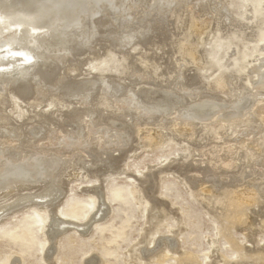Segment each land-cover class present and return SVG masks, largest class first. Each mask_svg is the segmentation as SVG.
<instances>
[{
    "label": "rangeland",
    "instance_id": "1",
    "mask_svg": "<svg viewBox=\"0 0 264 264\" xmlns=\"http://www.w3.org/2000/svg\"><path fill=\"white\" fill-rule=\"evenodd\" d=\"M125 3L126 14L119 13L116 7L92 8L83 25L94 30L93 40L77 39L66 46V51L52 50L50 55L47 51H40L42 55L39 52L38 70L53 69V74L44 80L48 86L44 101H39L34 92L41 82L39 74L27 92L20 89L23 79L10 83L13 96L9 97L16 104L6 110L10 125H0V141L12 144L0 146L5 147L0 150V159L12 163L16 158L20 163L28 157L27 161L50 157L49 160L60 158L62 165L55 172L56 181L49 177L44 181L45 177H41L18 186L13 193L0 192V209H6L0 210V264H264V118L256 115L264 109V95H254L257 84H264V0H126ZM129 33H134L135 38L128 46H121L122 38L116 37ZM92 63L96 69H92ZM121 63L126 69L123 72L118 68ZM255 67L261 70L259 76L251 73ZM146 70H152L154 75H145ZM165 76L175 79L165 80ZM221 78L229 80L231 92L216 88ZM87 81L92 82L88 86H94L89 98L80 93L79 97L64 100L65 106L46 107L50 98L58 99L55 95L61 94L67 85L77 88ZM109 95V103L100 101L101 96ZM27 101L33 106H27ZM166 101L171 103L169 113L147 108ZM208 101L219 104V115L246 101L252 104L242 110L245 113L239 117L242 125L231 128V122L228 125L222 121L224 124L219 125L226 130L218 125V130L208 131L203 126L210 121V126L213 125L212 120H196L195 124L185 121L195 126L191 133L183 132L186 123L180 122L182 115L193 105ZM140 107L147 108V112ZM88 109L90 116L85 114ZM48 112H53L51 117ZM38 114L42 117L37 118ZM10 127L21 129L17 140L10 138ZM70 138L85 144L73 147L76 141ZM47 144L52 147L49 149ZM252 145H257V152ZM228 149L236 150L233 154L236 160L232 155L233 161H226L230 165L225 167L221 159L225 160ZM252 152H256V162L249 161ZM53 187L61 190L59 197L41 204L38 197ZM138 192L141 197H137ZM224 193L248 198L241 201L240 207L227 209ZM14 195L19 197L11 199L12 203L4 202ZM99 200L106 210L90 229L88 224L98 212ZM19 202L24 204L20 206ZM217 202L219 209L223 207L220 211ZM46 210L57 211L59 220L72 225L55 238H46L49 223L43 215Z\"/></svg>",
    "mask_w": 264,
    "mask_h": 264
},
{
    "label": "bare ground",
    "instance_id": "2",
    "mask_svg": "<svg viewBox=\"0 0 264 264\" xmlns=\"http://www.w3.org/2000/svg\"><path fill=\"white\" fill-rule=\"evenodd\" d=\"M163 1V0H162ZM174 1V0H173ZM126 0H0V85H1V88H0V125L1 124H4L5 125V127L8 125V123H9V119H8V116H7V112H6V110L7 109H9L10 107H12V106H15V101L13 102L11 99H14V98H11V97H9V95L10 96H13L12 94V89L9 87L10 86V83L11 82H13V81H16V83L18 82L19 83V81L21 80V79H23L24 81L23 82H20L22 85H21V87H20V89H23V91H26L27 92V90L26 89H31V82L33 81V78L35 77V76H38V74H39V76H40V78H41V82H40V84L38 85V87L37 88H34V92H35V94H36V97H38V98H40V100L39 101H44V99H45V97L47 96V87L48 86H46L45 85V82H44V80H46V78H48L49 77V74H53V69L51 70V68L49 69L50 71H48V69H46L45 71H40V70H38V68H37V63H38V58H40L38 55H40L41 54V52L42 51H47L48 52V54H49V52H51L52 50H55V52L57 51V50H61V49H66V46L67 45H69V43H72V42H74L75 40H77V39H90L91 37H93L94 35V30L93 29H88L87 27L85 28V26L83 25L84 23H83V21L86 19L87 20V18H88V15L89 14H91V12H93V7H96V6H100V7H106L107 8V6L108 7H116L117 9H118V11H119V13H122V14H126V7H127V5H126ZM158 2V1H157ZM165 2V1H164ZM167 2V1H166ZM169 2H170V0H169ZM156 3V2H155ZM159 3V2H158ZM161 3V2H160ZM159 3V4H160ZM158 4V5H159ZM166 4H168V2L166 3ZM156 5H157V3H156ZM169 5V4H168ZM126 6V7H125ZM132 7V6H131ZM151 7V6H150ZM116 8H114V9H116ZM130 8V6L128 7V9ZM133 8V7H132ZM131 8V9H132ZM107 9H109V8H107ZM113 9V8H112ZM113 9V10H114ZM127 9V10H128ZM104 11V10H103ZM112 10H109V12H111ZM99 12V11H98ZM106 12V11H105ZM128 13H130V11L128 12ZM103 14V13H102ZM101 14V15H102ZM105 14V13H104ZM110 14V13H109ZM131 14V13H130ZM93 15V14H92ZM91 15V16H92ZM112 15V14H111ZM115 15V14H114ZM122 16H124V15H122ZM126 16V15H125ZM118 17H120V16H118ZM118 17H116V18H118ZM216 17H218V16H216ZM115 18V17H114ZM123 18V17H122ZM133 18V17H132ZM219 18V17H218ZM89 19V18H88ZM94 19V18H93ZM126 19V18H125ZM130 19V18H129ZM126 20H128V19H126ZM125 20V21H126ZM132 20L133 19H131V22H132ZM88 21V20H87ZM91 21H92V19H91ZM125 21H122V22H125ZM134 22V21H133ZM185 22V21H184ZM93 23V22H92ZM102 23V22H101ZM133 24H135V23H133ZM90 25V24H89ZM92 25V24H91ZM100 25H102V24H100ZM116 25H117V23H116ZM93 26H95V25H93ZM90 27V26H89ZM128 27H129V24H128ZM118 28V27H117ZM126 28V27H125ZM94 29H95V27H94ZM131 29V28H130ZM132 29H133V27H132ZM137 30V29H136ZM115 31V30H114ZM122 31V30H121ZM120 31V32H121ZM125 31H126V29H125ZM125 31H124V33H125ZM116 32V31H115ZM119 32V31H118ZM127 33V32H126ZM117 34V33H116ZM120 34V33H119ZM140 34H142V33H140ZM93 35V36H92ZM114 35V34H113ZM134 35V33L133 34H130L129 33V35H121V36H123V37H116L117 39H121L122 38V41H121V43L122 44H120L121 46L123 45V46H128L130 43H131V40H132V38L135 36H133ZM116 36V35H115ZM111 38H112V36H111ZM115 38V37H114ZM135 38V37H134ZM92 39V38H91ZM93 40V39H92ZM113 40V39H112ZM84 42V41H83ZM82 42V43H83ZM91 44H92V42H90ZM89 43V41H88V44H90ZM84 45V44H83ZM53 46V47H52ZM82 46V45H81ZM87 46H89V45H87ZM73 47V46H72ZM86 47V46H85ZM80 48V47H79ZM93 49V48H92ZM94 50V49H93ZM41 51V52H40ZM66 51V50H65ZM39 52H40V54H39ZM54 52V51H53ZM60 52V51H59ZM123 52V51H122ZM46 53V52H45ZM47 54V53H46ZM53 54V53H52ZM61 54V53H60ZM67 54V53H66ZM98 54V53H97ZM120 54V53H119ZM42 55V54H41ZM43 55H45V54H43ZM50 55V54H49ZM65 55V54H64ZM70 55V54H69ZM135 55V54H134ZM123 56H124V54H123ZM60 57V56H59ZM66 57V56H65ZM71 57V56H70ZM69 57V58H70ZM139 57H140V55H139ZM141 58V57H140ZM145 58V57H144ZM49 59V58H48ZM55 59H57V58H55ZM59 59V58H58ZM63 60V59H62ZM144 60V59H143ZM48 61V60H47ZM58 61V60H57ZM56 61V62H57ZM64 61V60H63ZM40 62V61H39ZM51 62V61H50ZM61 62V61H60ZM59 62V63H60ZM128 62V61H127ZM142 62V61H141ZM144 63V62H143ZM143 63H142V65H143ZM45 64V63H44ZM61 64H62V62H61ZM61 64H60V66H61ZM132 64V63H131ZM185 64H186V62H185ZM184 64V65H185ZM59 65V64H58ZM90 65H92V69H96V67L93 65V63L92 64H90ZM123 65V66H122ZM141 65V66H142ZM151 65V64H150ZM187 65V64H186ZM44 66V65H43ZM120 67H118V68H121L120 69V72H123L122 70H126V69H124L125 68V65L124 64H122L121 63V65H119ZM122 66V67H121ZM127 66V65H126ZM172 66V65H171ZM182 66V65H181ZM183 67V66H182ZM70 68V67H69ZM79 68V67H78ZM78 68L76 69L77 71H78ZM157 68V67H156ZM37 69V70H36ZM178 69H179V66H178ZM173 70V69H172ZM175 70V69H174ZM182 70V69H181ZM188 70V69H187ZM154 71V70H153ZM176 71V70H175ZM179 72H180V70H178ZM185 71V70H184ZM42 72V73H41ZM76 72V71H75ZM173 72V74L174 73H176V72H174V71H172ZM169 72H167V74H168ZM251 73H253V75H256V76H259L260 74H261V70H260V68H253L252 69V72ZM145 75H147V76H149V77H152V75H154L153 74V72H152V70L150 71V70H146L145 71V73H144ZM179 74V73H178ZM183 74V73H182ZM182 74L180 75V76H182ZM76 75V74H75ZM132 75V74H131ZM169 75V74H168ZM48 76V77H47ZM174 76H175V74H174ZM184 76V75H183ZM166 77V79L165 80H167V79H169V80H172L173 79V77H170V78H167V76H165ZM169 77V76H168ZM179 77V76H178ZM226 77V76H225ZM161 78V77H160ZM183 78V77H182ZM181 78V79H182ZM228 78V77H227ZM39 79V78H38ZM94 79V78H93ZM164 79V78H163ZM175 79V78H174ZM173 79V80H174ZM229 79V78H228ZM226 80V78H224V79H220V80H218V82H217V89L219 90V91H229V92H231V88H230V82H229V80ZM96 80V79H95ZM178 80H180V78L178 79ZM231 81V80H230ZM65 82V81H64ZM104 82V81H103ZM177 82V81H176ZM180 82V81H179ZM250 82H251V80H250ZM254 82V81H253ZM16 83L14 84V85H16ZM26 83V84H25ZM33 83V82H32ZM48 83V82H47ZM90 83H92V82H90ZM90 83H88V81L87 82H85V83H82L81 85H79V86H77V88L76 87H68V85L63 89V91H62V93L61 94H59V95H55V98H58V99H51L50 98V100L47 102V104H46V107H57V108H60V107H62V106H65L67 103L66 102H63L64 100H67L68 99V97H75V96H77L78 94H82L83 96H85V97H87V98H89V95L91 94L90 92H92V91H90V90H92V87H94V86H92V87H90V86H88L87 84H90ZM93 83H94V81H93ZM102 83V82H101ZM112 83V82H111ZM165 83H166V81H165ZM255 83V82H254ZM95 84V83H94ZM98 84H100V81H99V83ZM110 84V83H109ZM231 84H232V82H231ZM253 84V83H252ZM34 85H36V84H34ZM55 85V84H54ZM62 85H63V83H62ZM93 85V84H92ZM101 85V84H100ZM254 86V85H253ZM35 87V86H34ZM59 87H61V86H59ZM233 87V86H232ZM122 88V87H121ZM57 90H58V88H56ZM114 89V88H113ZM112 89V90H113ZM60 90V89H59ZM119 90H121L120 89V87H119ZM119 90H117V92L119 91ZM123 90V89H122ZM146 90V89H145ZM29 91V90H28ZM52 91V90H51ZM232 91H233V88H232ZM50 93V92H49ZM55 93H56V91H55ZM58 93V92H57ZM110 92H108V94H109ZM114 93V92H113ZM120 93V92H119ZM141 93V92H140ZM190 93V92H189ZM232 93H234V92H232ZM251 93V92H250ZM94 94V93H93ZM108 94H106V95H108ZM243 94V93H242ZM92 95V94H91ZM146 95H148V94H146ZM191 95V94H190ZM244 95H247V94H244ZM248 95H249V93H248ZM248 95H247V97H248ZM256 97H260V96H263L264 95V84L263 83H260V84H257V87H256V93L254 94ZM82 96V97H83ZM110 96L111 95H109L107 98H102L103 96H99L100 97V101H103L104 102V104H107V103H109V98H110ZM249 96H251V95H249ZM255 96H253V97H255ZM77 97H79V96H77ZM84 97V98H85ZM114 97V96H113ZM16 98V97H15ZM87 98H86V100H87ZM144 98H145V95H144ZM235 98H237V97H235ZM234 98V99H235ZM127 99V98H126ZM146 99H148V98H146ZM152 99V98H151ZM150 99V100H151ZM30 100V99H29ZM28 100V101H29ZM84 100V99H83ZM86 100H84L85 101V104H86ZM129 100V99H128ZM131 100V99H130ZM145 100V99H144ZM163 100V99H162ZM248 100H249V98H248ZM26 101V100H25ZM25 102V104L27 105V106H30V107H32L33 106V103H30V102ZM79 101H81V102H83L82 100H79ZM123 101V100H122ZM121 101V102H122ZM133 101V100H132ZM137 101V100H136ZM216 101V100H215ZM240 101H241V99H240ZM46 102V101H45ZM81 102L79 103L80 105H81ZM88 102H89V100H88ZM87 102V103H88ZM125 102H127V101H125ZM129 102V101H128ZM141 102H143V101H141ZM154 102V101H153ZM208 102H210V101H208ZM204 103V104H198V105H193L194 107L193 108H191L190 107V109H188V111H186L183 115H182V120H180V122L181 121H183V122H185V121H187V122H189L190 121V123H193L194 121H196L197 120V122H199V120H212L213 121V125H211L210 126V123H211V121H210V123L207 125H204L203 126V128H207V130L209 129V128H214V130L216 131V130H218V129H216V126L218 127V125H219V122H222V121H227V122H225V123H227L228 124V122H231V125H230V127L232 126L233 128H234V126H238L239 124H241L242 125V123H243V120L240 118L239 119V117H241V116H243V115H245V113L244 114H242V110L243 109H248L249 108V106H250V104H252V102L250 103V102H247L246 101V103H243L242 105H240V106H234L233 108H232V110H230L228 113H226L225 115L223 114V115H219V112H220V108L218 107L219 106V104H218V106L217 105H215L214 103ZM214 102V101H213ZM234 101H232V103H233ZM238 102V101H237ZM256 102V101H255ZM137 103V102H136ZM147 103V102H146ZM145 103V104H146ZM150 103V102H149ZM193 103V102H192ZM192 103H190V104H192ZM197 103V102H196ZM199 103H200V101H199ZM201 103H202V101H201ZM217 103V102H216ZM250 103V104H249ZM123 104H124V102H123ZM126 104H128V103H126ZM139 104V103H138ZM151 104H153L152 102H151ZM35 105V104H34ZM87 105H89V103L87 104ZM132 106L134 105V103H132L131 104ZM131 105L129 106H127V108L128 107H131ZM137 105V104H136ZM142 105V104H141ZM144 105V104H143ZM142 105V106H143ZM185 105H186V103H185ZM184 105V106H185ZM237 105H239V104H237ZM19 106V105H18ZM35 106H39V105H35ZM34 106V107H35ZM82 106V105H81ZM118 106V105H117ZM150 106H152V107H150ZM183 106V105H182ZM181 105H180V107H182ZM187 106H188V104H187ZM225 106V105H224ZM233 105H231V107H232ZM20 107V106H19ZM25 107V106H24ZM124 107V106H123ZM137 107H138V105H137ZM145 107V106H144ZM144 107H140L141 108V110H142V112H143V110H147V108H151L152 110H154L155 112H168L169 113V111H170V107H171V103H170V101L168 102V101H166V102H158V103H155V104H153V105H149V107H147V108H144ZM228 107V106H227ZM126 108V109H127ZM175 108V107H174ZM188 108V107H187ZM221 108H222V106H221ZM124 109V108H123ZM130 109V108H129ZM176 109V108H175ZM174 109V110H175ZM182 108H180V110H181ZM184 109V108H183ZM228 109H230V107L228 108ZM128 110V109H127ZM132 110V109H131ZM130 110V111H131ZM133 110H134V107H133ZM145 110V112H147ZM185 110V109H184ZM183 110V111H184ZM48 111H50V110H48ZM183 111H182V113H183ZM136 112H137V110H136ZM140 112V111H139ZM142 112L141 113H139V115L141 114L142 115ZM155 112H154V114H155ZM255 112V111H254ZM161 113V114H162ZM177 113V112H176ZM181 113V114H182ZM223 113V112H222ZM250 113V112H249ZM51 114H53V112H48L47 113V115H49L50 117H51ZM85 114H89V116H90V114H92L91 113V110H89L88 109V111L85 113ZM149 114H150V112H149ZM149 114L147 113V115L149 116ZM221 114V113H220ZM256 114V113H255ZM140 115V116H141ZM151 115V114H150ZM251 115V114H250ZM257 116H259V118L260 117H263L264 118V109H261L260 111H259V113H257L256 114ZM256 115H253V116H256ZM45 116V115H44ZM92 116V115H91ZM166 116V115H165ZM252 116V117H253ZM37 118H41L42 117V114H38L37 116H36ZM35 117V118H36ZM86 117H88V116H86ZM85 117V118H86ZM251 117V116H250ZM251 117V118H252ZM53 118V117H52ZM84 118V119H85ZM256 118V117H255ZM252 119H254V118H252ZM53 120V119H52ZM86 120H88V118L86 119ZM256 120H258V119H256ZM260 120V119H259ZM51 121V120H50ZM85 121V120H84ZM193 121V122H192ZM96 122V121H95ZM201 122V121H200ZM207 122V121H206ZM11 123V122H10ZM186 123V122H185ZM190 123H186L185 124V126H184V129H183V127L181 128V130L183 129V132H187V133H191V131H192V128H193V125L195 124V122H194V124L192 125V124H190ZM223 124H224V122H222ZM7 124V125H6ZM222 124V125H223ZM10 125V124H9ZM8 125V126H9ZM22 125V124H21ZM229 125V124H228ZM92 126V125H91ZM195 126V125H194ZM213 126V127H212ZM220 126V125H219ZM223 126H225V125H223ZM227 126V125H226ZM4 127V128H5ZM12 127H14V126H12ZM12 127H10L11 129H12ZM97 127V126H96ZM177 127V126H176ZM179 127V126H178ZM188 127V128H187ZM231 127V128H232ZM2 128V127H1ZM9 128V129H10ZM22 128V127H21ZM54 128V127H53ZM92 128V127H91ZM220 128L222 129V130H226L225 128L223 129V127H221L220 126ZM6 130H7V128H5ZM4 129V130H5ZM11 129H10V131H11ZM42 129V128H41ZM55 129V128H54ZM90 129V128H89ZM94 129V128H93ZM179 129V128H178ZM220 129V130H221ZM56 130V129H55ZM80 130V129H79ZM78 130V131H79ZM87 130V129H86ZM98 130V129H97ZM214 130H212V131H214ZM231 130H233V129H231ZM0 131H1V129H0ZM9 131V132H10ZM76 130H74V132H75ZM77 131V132H78ZM94 131H96V129L94 130ZM100 131V130H99ZM98 131V132H99ZM178 131V130H177ZM209 131V130H208ZM207 131V132H208ZM5 132V131H4ZM37 132V131H36ZM54 132H57V131H54ZM88 132V131H87ZM232 132V131H231ZM3 133V132H2ZM1 133V134H2ZM12 136L10 135V138H14V139H16L17 140V137H19L22 133H21V129L20 128H16V129H12ZM60 133V132H59ZM62 133V132H61ZM60 133V134H61ZM69 133V132H68ZM67 133V134H68ZM89 133V132H88ZM95 133V132H94ZM180 133V132H179ZM178 133V134H179ZM221 133H222V131H221ZM250 133V132H249ZM54 135H56V133H53ZM52 134V135H53ZM64 134V133H63ZM66 134V133H65ZM77 134V133H76ZM83 134V133H82ZM90 134V133H89ZM88 134V135H89ZM96 134H98V133H96ZM123 134V133H122ZM180 134H182V133H180ZM185 134V133H184ZM183 134V135H184ZM62 135V134H61ZM69 135H71V133L69 134ZM69 135H68V137H69ZM73 135V134H72ZM79 135V134H78ZM84 135V134H83ZM82 135V136H83ZM115 135V134H114ZM189 135V134H188ZM3 136V135H2ZM5 136H8V134H5ZM58 136H59V134H58ZM63 136V135H62ZM74 136V135H73ZM93 136H94V134H93ZM116 136V135H115ZM119 136V135H118ZM121 136V135H120ZM186 136V135H185ZM220 136V135H219ZM51 137V136H50ZM55 138H56V136H54ZM64 137V136H63ZM85 137V136H84ZM88 137V136H87ZM107 137V136H106ZM105 137V138H106ZM195 137V136H194ZM9 138V137H8ZM61 138V137H60ZM59 138V139H60ZM66 138H67V136H66ZM79 138V137H78ZM78 138H76V139H78ZM98 138V137H97ZM102 138V137H101ZM108 138V137H107ZM124 138V137H123ZM122 138V139H123ZM196 138V137H195ZM198 138V137H197ZM247 138H248V136H247ZM2 139V138H1ZM50 139V138H49ZM65 139V138H64ZM71 139V138H70ZM69 139V140H70ZM73 139V138H72ZM72 139H71V141H72ZM92 139V138H91ZM90 139V140H91ZM94 139V138H93ZM96 139V138H95ZM118 139V138H117ZM193 139V138H192ZM199 139V138H198ZM7 140H9V139H7ZM7 140H6V142H7ZM13 140V139H12ZM52 140V139H51ZM51 140H48V138H47V141H51ZM68 140V139H67ZM68 140V141H69ZM74 140V139H73ZM83 140V139H82ZM84 140H85V138H84ZM87 140V139H86ZM104 140H106V139H104ZM112 140V139H111ZM114 140H115V138H114ZM10 141H11V139H10ZM9 141V142H10ZM15 141V140H14ZM68 141H66V142H68ZM71 141H69V142H71ZM74 141H76V143L75 142H73L72 143V146L73 147H79L80 148V146H83L85 143L83 142V141H78L77 142V140H74ZM108 141V140H107ZM106 141V145H108V146H110V144H107L108 142ZM120 141V140H119ZM221 141H222V139H221ZM13 142V141H12ZM90 142H92V141H90ZM95 142H96V140H95ZM114 142V141H113ZM118 141L116 140V143H117ZM121 142V141H120ZM29 143V142H28ZM31 143V142H30ZM48 143V142H47ZM115 142H114V144H116ZM122 143H123V140H122ZM10 144H12V143H5L4 141H0V146H4V145H10ZM14 144V143H13ZM17 144V142L15 143V145ZM50 144V143H49ZM52 144V143H51ZM56 144V143H55ZM58 144V143H57ZM56 144V145H57ZM62 144V143H61ZM63 144H64V142H63ZM103 144H105V143H103ZM103 144H101L102 145V147H103ZM210 144V143H209ZM14 145V146H15ZM59 145H60V143H59ZM91 145V144H90ZM118 145V144H117ZM18 146V145H17ZM16 146V147H17ZM45 146V145H44ZM44 146H43V149H44ZM47 146H48V144H47ZM51 146V145H50ZM50 146H48V148L50 147ZM108 146H105V147H108ZM253 146V148L255 149H253L254 151H258V147H257V145H252ZM252 146L251 147H249V148H252ZM7 147V146H6ZM27 147V146H26ZM52 147V146H51ZM54 147H55V145H54ZM64 147V146H63ZM62 147V148H63ZM70 147V146H69ZM72 147V150H75L74 148ZM116 147V146H115ZM2 148V147H1ZM5 147H3L2 149H4ZM13 148V147H12ZM11 148V149H12ZM15 148V147H14ZM40 148H42V147H40ZM47 148V149H48ZM57 148H59V146L57 147ZM66 148V147H65ZM65 148H63V149H65ZM67 148H68V146H67ZM88 148V147H87ZM2 149H0L1 151H2ZM24 149V148H23ZM28 149V148H27ZM39 149V148H38ZM50 149V148H49ZM62 149V150H63ZM89 149V148H88ZM241 149H244V148H241ZM5 150V149H4ZM45 150V149H44ZM61 150V149H60ZM79 150H81V149H79ZM79 150H77V151H79ZM83 150V149H82ZM223 150V149H222ZM237 150H239V149H237ZM6 151L8 152V150L6 149ZM39 151H40V149H39ZM39 151H37V152H39ZM88 151V150H87ZM224 151V150H223ZM234 151H236V150H232V149H228V150H226V152L224 153V154H226L225 156H224V159L225 160H222L221 159V161H224L225 162V167H227L228 165H230L229 163H227V162H230L232 159V155L234 154ZM244 151V150H243ZM246 151H249V150H246ZM18 152V151H17ZM23 152L24 151H22L21 152V154L23 155ZM28 152V151H27ZM26 152V153H27ZM41 152V151H40ZM59 152V151H58ZM242 152V151H241ZM251 152V151H250ZM250 152H247V153H250ZM255 152V153H256ZM2 153V152H1ZM29 153V152H28ZM55 153V152H54ZM63 153V152H62ZM91 153V152H90ZM243 153L244 152H242V155H243ZM255 153H251V154H249L250 156H249V161L251 160V162H256V158H255ZM17 154V153H16ZM19 154V153H18ZM20 154V155H21ZM89 154V153H88ZM109 154V153H108ZM8 155H9V153H8ZM25 155V154H24ZM27 155V154H26ZM38 155H42V154H38ZM50 155V154H49ZM52 155V154H51ZM50 155V156H51ZM55 155V154H54ZM61 155H63V154H61ZM76 155V154H75ZM2 156H4V154L2 155ZM1 156V157H2ZM15 156V155H14ZM59 156V155H58ZM57 156V157H58ZM109 156V155H108ZM107 156V157H108ZM18 157V156H17ZM35 157V156H34ZM42 157V156H41ZM40 157V158H41ZM43 157H46V154H45V156H43ZM54 157H56V156H54ZM60 157V156H59ZM218 157H220V156H218ZM234 155H233V160H234ZM257 157V156H256ZM12 158V157H11ZM10 158V159H11ZM21 158V157H20ZM22 158H23V156H22ZM30 157H28V159H29ZM36 158H38L37 156H36ZM50 158V157H49ZM49 158H48V160L46 159H44V160H31L30 159V161H27L28 159H26V161L25 162H20V163H18L17 161H16V158L14 159V158H12V159H14L13 160V162L11 163V161H7V162H5V163H3L4 161H6V160H4V158H1L0 159V192L1 191H3V190H8L9 191V194L12 192L13 193V191H17V189H18V186H22V184H27V182L29 181V180H33V182H34V180H39L41 177H43V179H44V177H45V179H44V181L45 180H48L47 179V177H49V178H54L56 175L55 174H57V173H55L56 172V170L62 165L60 162H62L61 161V159L60 158H58V159H60V162L58 161V159H56V158H53V159H50L49 160ZM70 158V157H69ZM87 158V157H86ZM98 158V157H97ZM255 158V159H254ZM78 159V158H77ZM91 159V158H90ZM22 160V159H21ZM25 160V159H24ZM23 160V161H24ZM75 160V159H74ZM89 160V159H88ZM232 160V161H233ZM235 160H236V157H235ZM71 161V160H70ZM70 161H69V163H70ZM93 161H95L94 159H93ZM101 161V160H100ZM227 161V162H226ZM263 162V161H262ZM87 163V162H86ZM221 163V162H220ZM250 163V162H249ZM258 163H260V162H258ZM255 164V163H254ZM263 164V163H262ZM86 165V164H85ZM222 165H224V163L222 164ZM264 165V164H263ZM64 166V165H63ZM91 166V165H90ZM109 166V165H108ZM220 166V165H219ZM218 166V167H219ZM72 167V166H71ZM223 167V166H222ZM231 167V166H230ZM258 168H259V166H258ZM257 168V169H258ZM262 168V167H261ZM260 168V169H261ZM60 169V168H59ZM64 169V168H63ZM264 169V168H263ZM62 170V169H61ZM93 170V169H92ZM58 171V170H57ZM225 171V170H224ZM229 171V170H228ZM59 173V172H58ZM59 174H61V173H59ZM55 179V178H54ZM253 179V178H252ZM56 180H58V178L56 177V179H55V181ZM54 181V182H55ZM26 182V183H25ZM30 182V181H29ZM39 183H40V181H38ZM37 182V183H38ZM31 183V182H30ZM29 183V184H30ZM36 183V182H35ZM28 184V185H29ZM59 184H60V181H59ZM44 185V184H43ZM46 185V184H45ZM50 185V184H49ZM53 185V184H52ZM54 185H56V183L54 184ZM53 185V186H54ZM58 185V184H57ZM51 186V185H50ZM59 186V185H58ZM24 187V186H23ZM47 187H48V185H47ZM46 187V188H47ZM51 188V187H50ZM97 189H98V187H97ZM60 190V189H59ZM59 190L56 188V187H53L52 189H48V192H46L45 194H41L39 197H38V199H40V200H42V201H40L41 202V204H45V203H47V202H49V200H53V199H57L59 196ZM62 190H63V188H62ZM226 190V189H225ZM61 191V190H60ZM64 192V191H63ZM252 192V191H251ZM257 192V191H256ZM3 193V192H2ZM5 193V192H4ZM41 193V192H40ZM101 193V192H100ZM227 193V192H226ZM226 193H224V194H226ZM1 194V193H0ZM96 194V193H95ZM102 194V193H101ZM224 194H222V195H224ZM229 195H225L226 196V198L224 197V200H226L227 201V203H225L224 205H227V206H224V208H230V207H236V208H238V207H240V203H241V201H245L247 198H248V196L246 195L245 197H241V196H234V195H232V194H230V193H228ZM252 194H254V193H252ZM8 195V194H7ZM61 195V194H60ZM98 195V194H97ZM249 195V194H248ZM100 196H102V198L104 197L103 196V194L102 195H100ZM253 196V195H252ZM17 197H19V195H14L13 197H11L10 199H6V200H4V202L6 203V202H8L9 200H11V199H14V198H17ZM137 197H141V195H140V192H138L137 193ZM24 198V197H23ZM26 198H28V197H26ZM34 198V197H33ZM33 198H31V200H33ZM37 198V197H36ZM101 198V197H100ZM216 198V197H215ZM223 198V197H222ZM25 199V198H24ZM105 199V198H104ZM103 199V200H104ZM218 199H220V197L218 198ZM27 199H25V201H26ZM34 200H36V199H34ZM102 200V199H101ZM101 200H99L98 201V212H95V214H96V216H92L93 217V219H92V221H91V223L90 224H88V226L90 227L91 225H92V223H94V222H98L99 220V217H101L102 215H103V211H105L106 209H102V207L104 208V206H103V203L101 202ZM102 200V201H103ZM221 200V199H220ZM220 200H219V202H220ZM20 201H21V199H20ZM24 201V200H23ZM53 201H55V200H53ZM10 202V201H9ZM22 202V201H21ZM27 202H29V201H27ZM39 202V201H38ZM224 202V201H223ZM4 203V204H5ZM10 203H12V200H11V202ZM26 203V202H25ZM31 203V202H30ZM34 203V202H33ZM32 203V204H33ZM52 203V202H51ZM220 203H222V202H220ZM220 203H218L217 202V209H218V211H220V209H222V208H220L219 209V206H220ZM1 204V203H0ZM3 204V203H2ZM17 204H18V202H17ZM19 204H21L20 206H22L24 203H20L19 202ZM35 204H38L37 202H35ZM223 204V203H222ZM222 204H221V206H222ZM9 205V204H8ZM54 205V204H53ZM56 205V204H55ZM5 206V205H4ZM13 207H14V205H12ZM17 206V205H16ZM19 206V205H18ZM17 206V207H18ZM36 206V205H35ZM40 206V205H39ZM42 206V205H41ZM45 206V205H44ZM212 206H214V205H212ZM10 207V206H9ZM8 207V208H9ZM12 207V208H13ZM51 207V206H50ZM53 207V206H52ZM7 208V207H6ZM7 208V209H8ZM21 208V207H20ZM25 208V207H24ZM106 208H107V206H106ZM215 208V207H214ZM3 209H5L4 207H3ZM2 209V210H3ZM1 210V209H0ZM1 210V211H2ZM6 210V209H5ZM50 210V209H49ZM49 210H46L44 213H43V215L45 216V219L46 220H48L49 221V223H47V228H48V231L47 232H45V233H47V234H45V235H47L46 236V238L47 237H50V238H55V236L58 234V233H61V231H63L68 225L70 226V225H72L71 223L70 224H68V222H64V221H61V220H59L57 217V211H55V213H53L52 211H49ZM154 210V209H153ZM0 211V212H1ZM151 212H153V211H151ZM3 213H5L4 211L2 212V214ZM105 213V212H104ZM156 213V212H155ZM1 214V215H2ZM106 214V213H105ZM105 214H104V216H105ZM241 213H239V215H240ZM54 215V216H53ZM107 215V214H106ZM151 216L152 217H154V215H153V213L151 214ZM158 216V215H157ZM241 216V215H240ZM53 217V218H52ZM56 217V218H55ZM103 218L104 217H102V220H103ZM101 219V218H100ZM74 222V221H73ZM90 221H88V223H89ZM74 224V223H73ZM77 226V225H76ZM75 226V228L76 229H79V230H82L81 228H83V227H85V226H83V227H76ZM79 226V225H78ZM92 227V226H91ZM91 227H90V229H91ZM68 228H70V227H68ZM72 228H74V227H72ZM75 228L74 229H72V230H75ZM71 229V228H70ZM83 229H85V228H83ZM89 229V230H90ZM76 231V230H75ZM78 231V230H77ZM78 232H80V231H78ZM81 233V232H80ZM85 233H86V230H85ZM84 232H82V234H85ZM166 239H167V237H166ZM172 239V238H171ZM170 239V240H171ZM49 240V239H48ZM168 240V239H167ZM173 241V240H172ZM171 241V242H172ZM169 242V241H168ZM170 242V243H171ZM49 244H50V242H49ZM175 244V243H174ZM55 245V244H54ZM171 245V244H170ZM169 245V246H170ZM168 246V247H169ZM52 247V246H51ZM50 247V248H51ZM54 247V246H53ZM171 248V247H170ZM54 249V248H53ZM46 250H48V248L46 249ZM49 251H50V249H49ZM52 252H53V250H52ZM47 254V253H46ZM49 256H50V254H48ZM49 258V257H48ZM189 258V257H188ZM187 258V259H188ZM186 259V260H187ZM93 260V259H92ZM95 260V259H94ZM184 260H185V258H184ZM190 260V259H189ZM188 260V261H189ZM192 260V259H191ZM187 261V262H188ZM181 262V261H180ZM186 263V262H185ZM189 263V262H188ZM192 263V262H191ZM183 264H184V262H183ZM190 264V263H189Z\"/></svg>",
    "mask_w": 264,
    "mask_h": 264
}]
</instances>
